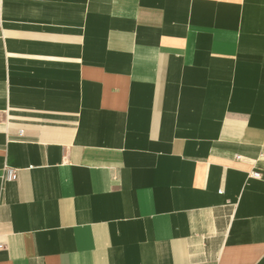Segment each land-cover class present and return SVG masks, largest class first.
Listing matches in <instances>:
<instances>
[{
	"label": "crops",
	"instance_id": "obj_1",
	"mask_svg": "<svg viewBox=\"0 0 264 264\" xmlns=\"http://www.w3.org/2000/svg\"><path fill=\"white\" fill-rule=\"evenodd\" d=\"M0 244L264 264V0H0Z\"/></svg>",
	"mask_w": 264,
	"mask_h": 264
},
{
	"label": "built area",
	"instance_id": "obj_2",
	"mask_svg": "<svg viewBox=\"0 0 264 264\" xmlns=\"http://www.w3.org/2000/svg\"><path fill=\"white\" fill-rule=\"evenodd\" d=\"M20 134H22V133H20ZM240 158H241L240 156H237V159H240ZM252 176L255 177V178H260L261 177V173L254 172L252 174ZM5 178L8 181H17L18 180L17 170L12 169V168L6 169V171H5ZM3 248H4V246L2 244H0V250L3 249Z\"/></svg>",
	"mask_w": 264,
	"mask_h": 264
}]
</instances>
